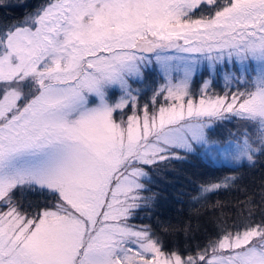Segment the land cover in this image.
Wrapping results in <instances>:
<instances>
[{"label":"snow or ice","instance_id":"1","mask_svg":"<svg viewBox=\"0 0 264 264\" xmlns=\"http://www.w3.org/2000/svg\"><path fill=\"white\" fill-rule=\"evenodd\" d=\"M7 9L22 11L0 15V264H264V175L241 171L264 161V0ZM192 159L230 173L192 201L235 189L234 215L208 205L202 236L143 223Z\"/></svg>","mask_w":264,"mask_h":264},{"label":"trees","instance_id":"2","mask_svg":"<svg viewBox=\"0 0 264 264\" xmlns=\"http://www.w3.org/2000/svg\"><path fill=\"white\" fill-rule=\"evenodd\" d=\"M30 2L35 4L37 0H30ZM21 11L19 9H7L0 15L11 19L21 15ZM227 127L232 128V125ZM233 130L235 129L233 128ZM262 164H264V161L258 163L254 169H248L247 167L241 169L248 177L245 183H249L253 178L259 181L260 177L264 175ZM227 175H230L227 166H210L197 159L174 164L172 169H169L166 173V183L160 185L164 191V198L155 210L156 215H153L151 220L145 217L142 222L155 224L157 219H160L170 221L173 224L191 223L193 227L199 224L200 232L197 235L202 236L205 229L212 230L213 215L220 214L219 209L213 213V209L208 205H214L217 201H220L224 204L223 211L229 215H234L233 205L237 198L243 200L244 196L243 193L235 189L230 191L219 190L216 193L209 194L207 204L204 205L195 203L191 197L196 195V190L202 182L219 180ZM136 223H141V219L137 218ZM178 239L183 241V235H180Z\"/></svg>","mask_w":264,"mask_h":264}]
</instances>
